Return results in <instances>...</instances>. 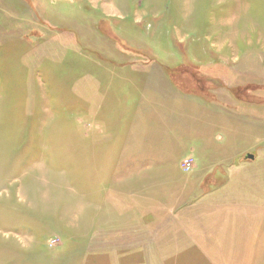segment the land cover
Masks as SVG:
<instances>
[{"label": "rangeland", "instance_id": "374dc122", "mask_svg": "<svg viewBox=\"0 0 264 264\" xmlns=\"http://www.w3.org/2000/svg\"><path fill=\"white\" fill-rule=\"evenodd\" d=\"M49 2L48 50L0 25V264H264V0ZM146 75L176 111L153 156L91 162L84 102Z\"/></svg>", "mask_w": 264, "mask_h": 264}, {"label": "crops", "instance_id": "0c3cea01", "mask_svg": "<svg viewBox=\"0 0 264 264\" xmlns=\"http://www.w3.org/2000/svg\"><path fill=\"white\" fill-rule=\"evenodd\" d=\"M49 1L51 0H37L35 7L28 8L24 12L23 10L18 12L16 5H18V3L23 5L20 0H0L2 40L7 39L8 35L12 34L7 33L8 30L6 32V29L11 28L8 26V24L11 23V26H14V28L15 26H18L19 28L17 29L20 36H18L16 32L13 33V35L16 36L15 39L17 41H22L23 37H29L33 34L36 36L40 32L39 35L41 34L42 41L35 42L33 45H39L40 48L45 46L47 50L49 49L48 46L52 48L54 45V35H51L49 31H54L55 23L49 19V12L51 6L55 7V5ZM29 3L31 5V1H29ZM36 6L39 8L37 9ZM33 15H36L35 18L37 17L38 21H40V25L32 20L34 18ZM8 20L9 22L7 23L6 21ZM40 27H42V29H40ZM26 32L29 33V35H27ZM34 46H32L31 49ZM133 63L134 65L125 63H120L119 65L122 67L142 66L144 69L146 68V70H144L146 74L152 73L158 76L161 74V70L156 65H151L150 63H137L138 65H136L135 61ZM126 78L129 77H121L120 79ZM150 78L152 77L146 75L143 79L144 86H141V82V84L137 86L138 90H135L136 92L125 89L124 92L113 93L108 101H104L103 98H101V100L95 104V113L87 107V102L83 101L84 104L80 113H84L85 116L89 115L94 118L93 121V118L90 117L91 123H94L95 134L94 138L88 139L85 137L84 140L80 141L79 145L82 149V155L83 148H85V153L93 158L91 159V162L97 163L100 158L112 154L114 147L121 148L123 155L124 152H127V148L142 146L144 149L148 150V152H144L143 156H153L150 153L151 151L149 148L153 145L159 144L161 139L165 137L164 133L162 134L159 131L161 130L160 126L165 124L167 114H171L172 117L174 113V115H176V111L174 109H164L167 108V95L166 93L159 92L155 88L154 90L151 89L148 85ZM129 82L130 80L126 81V83ZM90 125L93 126L92 124ZM87 148H89V150H87ZM108 148H111L112 150L108 151Z\"/></svg>", "mask_w": 264, "mask_h": 264}, {"label": "water", "instance_id": "95a60500", "mask_svg": "<svg viewBox=\"0 0 264 264\" xmlns=\"http://www.w3.org/2000/svg\"><path fill=\"white\" fill-rule=\"evenodd\" d=\"M255 155L254 154H252V153H247L245 156H244V158L245 159H250V160H254L255 159V157H254Z\"/></svg>", "mask_w": 264, "mask_h": 264}, {"label": "built area", "instance_id": "2783aa9c", "mask_svg": "<svg viewBox=\"0 0 264 264\" xmlns=\"http://www.w3.org/2000/svg\"><path fill=\"white\" fill-rule=\"evenodd\" d=\"M191 165H192V162L187 161V162L185 163V168H186V170H189L190 167H191Z\"/></svg>", "mask_w": 264, "mask_h": 264}]
</instances>
